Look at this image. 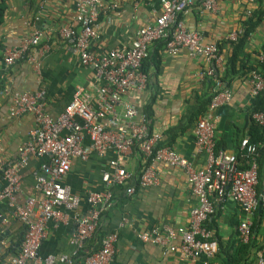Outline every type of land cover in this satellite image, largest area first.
<instances>
[{
    "label": "crops",
    "instance_id": "obj_1",
    "mask_svg": "<svg viewBox=\"0 0 264 264\" xmlns=\"http://www.w3.org/2000/svg\"><path fill=\"white\" fill-rule=\"evenodd\" d=\"M101 2L97 38L91 46L95 54L132 47L136 32L142 27L153 25V11L160 10V0ZM0 3L4 7L0 23V84L3 87L21 93L39 94L45 113L57 119L73 97L93 93L101 85L94 71L85 67L57 35L61 27L73 23L76 10L74 0H0ZM245 8L243 0H225L219 5L218 12L213 14L205 11L201 4H195L184 14L183 21L186 29L199 33L204 43H221L225 64L233 52L232 46L226 43V35L240 26ZM76 29L79 27L76 26ZM33 32L40 35L39 46L34 48L36 53L30 51L34 52L37 69L27 60L7 66L4 62L6 52L23 45ZM247 45L246 53L249 55H258L262 51L264 23L250 36ZM37 50L42 52L38 54ZM242 54L239 55L240 60ZM152 56L145 74L146 88L129 91L122 100L138 105L142 110L150 106L152 113L149 125L153 132L160 135V144L173 148L197 169L203 168L206 159L204 154L195 153L194 130L200 116L196 115L201 110V102L205 103L211 94L207 83L204 85L198 79L199 72L207 64L202 57L191 56L185 50L178 56H170L165 53L161 42L154 46L148 58ZM253 62H256L255 56L250 58V64ZM218 74L224 76V69H219ZM222 85L231 91L232 97L230 103L212 112L216 144L219 150L240 156L238 159L241 168H244L239 141L244 137L251 141L250 136L255 134L254 129L257 128L251 118L249 77L247 73L238 72L230 75L227 83ZM12 108L10 98L0 96V158L5 165L18 163L20 149L28 141L29 133L35 126L33 114L12 116ZM114 158V154L108 152L103 157L92 155L85 162L78 159L73 161L64 183L81 198L80 208L76 211L78 219L88 216L91 210L86 202L87 193L106 189L101 175L103 170L111 171L109 160ZM45 162V157H32L20 168L22 184L15 194L18 205H24L29 198L41 199L42 193L36 188L34 174ZM124 163L125 169L132 175L127 184L135 186L134 177L144 161L141 156L133 154ZM257 165V192L263 196L264 157L259 154ZM153 167L159 178L157 186L138 188L132 196L126 194V186L112 188V206L106 213L103 212L99 229L89 241L94 247H99L103 236L117 233L114 255L109 264H256L259 259L264 260V211L261 208L257 210V217L254 216L253 220L254 239L247 248H243L238 240V225L243 218V211L230 198L214 202L215 212L205 224L209 238L202 254L196 259L169 250L170 246L179 245V239L166 247L142 243L137 234L143 230L187 226L190 210L197 203L181 170L163 163H153ZM5 185L0 175V191ZM0 215V264H9L19 252L25 225L11 218L7 201L1 204ZM74 216L75 213H69L66 223H48V236L39 250L40 259L50 254L60 257L72 253L69 238L77 227Z\"/></svg>",
    "mask_w": 264,
    "mask_h": 264
},
{
    "label": "built area",
    "instance_id": "obj_2",
    "mask_svg": "<svg viewBox=\"0 0 264 264\" xmlns=\"http://www.w3.org/2000/svg\"><path fill=\"white\" fill-rule=\"evenodd\" d=\"M225 0H160V10H154L153 25L140 28L135 34L134 45L129 49L111 50L104 54L91 51L92 42L97 38V20L102 9L101 0H74L75 16L73 23L61 27L57 35L71 52L78 56L82 64L93 70L102 83L93 93L73 97L65 111L57 119L44 111L39 94L21 93L0 84V96L10 98L12 116L33 114L35 126L29 133L28 141L20 149V158L15 165H5L0 158V175L6 185L0 191V206L8 202L11 218L25 225V234L19 252L9 264H109L117 242V233H109L100 241L98 250H91L81 261L76 258L85 249L86 243L96 233L101 213L109 210L113 203L112 188L126 186L128 196L138 188L153 187L159 184L153 163H163L181 170L196 199V206L190 210L187 226L152 227L137 234L146 244L168 246L176 239L177 247L170 246L171 252H179L186 258L196 259L203 252L209 238L206 222L214 214V202L230 198L238 203L243 218L238 225V240L249 245L254 239L253 220L259 208L264 211V195L257 192L258 147L248 137L242 138L239 148L246 168L234 154L216 149L215 124L212 112L231 101V91L223 89L211 100L207 113L196 120L195 153L204 154L206 163L197 169L192 162L180 156L173 148L160 144V135L150 131L149 120L144 111L135 104L123 102V96L134 89L144 90L147 77L142 71L144 61L158 43H163L165 53L178 56L187 51L191 56L204 59L207 67L198 74V79L214 77L215 69H224V61L217 42L204 43L197 32L186 29L183 16L188 9L201 4L208 13L216 14L219 5ZM245 9L243 20L252 16L260 0H243ZM76 26L79 29H76ZM243 35L238 26L226 35L229 42H237ZM40 35L32 36L20 47L8 50L4 57L7 66L27 60L37 69L36 58L31 50L39 46ZM32 47V49H29ZM42 51L37 50L40 54ZM258 65L264 64V51L256 56ZM250 97L253 99L264 92V76L259 67L249 73ZM217 86H221L217 82ZM255 124L264 126V114L253 113ZM141 156L144 164L137 171L134 186L127 182L132 177L125 169L124 160L134 154ZM111 152L115 158L109 160L111 171L102 172V192H88L86 202L89 215L78 219L77 210L81 198L64 183L75 159L83 162L90 156H105ZM32 157H45L39 170L34 174L36 188L42 193L41 199L29 198L24 205L16 203L15 194L20 190L22 178L20 168ZM75 213L77 227L69 238L73 247L70 255L60 257L48 255L39 258V250L47 239V225L51 221L66 223L68 214ZM0 218L2 216L0 215ZM4 221V220H3ZM256 264H264L259 259Z\"/></svg>",
    "mask_w": 264,
    "mask_h": 264
},
{
    "label": "trees",
    "instance_id": "obj_3",
    "mask_svg": "<svg viewBox=\"0 0 264 264\" xmlns=\"http://www.w3.org/2000/svg\"><path fill=\"white\" fill-rule=\"evenodd\" d=\"M3 12H4V7L2 6V3H0V23L2 21ZM263 23H264V0H260L258 2V7H257V9L254 10L252 16L247 18V19H244V20L242 18V21L240 22V25L243 29V35L237 40V42H229L228 40H226L227 41L226 43L232 46L233 52H232L231 58H229V60L224 64L225 75L221 77L218 74V76L214 75V77H206V79L204 81L199 80L201 83H204V85L207 83V85L211 89V94H210L209 98L205 101V103L201 102V104H202L201 110L198 112V114L196 116L204 114V112L208 109V106H209L212 98L218 92H220L223 89H228L227 87H224L222 84L227 83V80L230 77V75H234L238 72H241L243 74L247 73V76L249 77L250 71L252 69H255L256 67H259L261 70V73L264 76V64L258 65L257 62H255V63L253 62L252 64H250V58L251 57L253 58L255 56V60H256L257 54L256 55H253V54L249 55L246 53V48L248 46L247 45L248 39L250 38V36L252 34H254V32L257 30V28ZM224 42H225V40H224ZM220 46H221V43H218V47H219L220 52H221ZM262 51H264V47L262 48ZM240 53H243L242 54L243 55L242 60H240V58H239ZM149 59L151 61V59H153V56L148 58L147 60H145L143 63L142 71L146 75H147V71H148L147 66L149 65V62H150ZM218 71H219V69H218ZM217 82H219L221 84V86H217ZM143 111H144L145 116L149 120L151 118V113H152L151 107L146 106L145 108H143ZM251 113L252 114L253 113H263L264 114V92H262L260 95H258L257 97L252 99ZM255 126H257V128L254 129L255 134L253 133L250 137L252 139L251 141L253 143H255L258 147L259 156L263 158L264 157V126H260L257 124H255ZM149 128H150V131H152L151 125H149ZM219 148L220 147L216 144V149L218 150ZM136 153L137 152L135 151L134 154H136ZM238 157H240V156H238ZM244 168H245V166H244ZM104 213H106V212H104ZM104 213H101L100 221H101V218H103ZM257 213H258V211H257ZM257 213L255 214V217H257ZM100 221H99V226L101 223ZM99 226H98L97 230L99 229ZM90 240L87 241L85 249L83 251H81L80 255L76 258V262L81 261L82 258L84 256H86L87 254H89V252L92 249L98 250L100 248V245H99V247H94L93 245H91L89 243ZM241 246L243 248H247L248 245H241Z\"/></svg>",
    "mask_w": 264,
    "mask_h": 264
},
{
    "label": "water",
    "instance_id": "obj_4",
    "mask_svg": "<svg viewBox=\"0 0 264 264\" xmlns=\"http://www.w3.org/2000/svg\"><path fill=\"white\" fill-rule=\"evenodd\" d=\"M216 76H218V72L216 71Z\"/></svg>",
    "mask_w": 264,
    "mask_h": 264
},
{
    "label": "rangeland",
    "instance_id": "obj_5",
    "mask_svg": "<svg viewBox=\"0 0 264 264\" xmlns=\"http://www.w3.org/2000/svg\"><path fill=\"white\" fill-rule=\"evenodd\" d=\"M216 71H217V69H215V74H216Z\"/></svg>",
    "mask_w": 264,
    "mask_h": 264
},
{
    "label": "clouds",
    "instance_id": "obj_6",
    "mask_svg": "<svg viewBox=\"0 0 264 264\" xmlns=\"http://www.w3.org/2000/svg\"><path fill=\"white\" fill-rule=\"evenodd\" d=\"M217 72H218V70H217Z\"/></svg>",
    "mask_w": 264,
    "mask_h": 264
}]
</instances>
